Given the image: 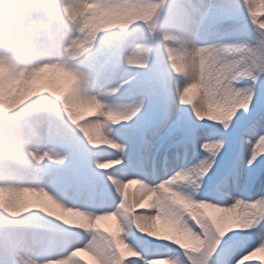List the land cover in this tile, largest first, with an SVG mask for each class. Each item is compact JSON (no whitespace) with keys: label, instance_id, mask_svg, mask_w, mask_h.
I'll return each mask as SVG.
<instances>
[{"label":"rangeland","instance_id":"374dc122","mask_svg":"<svg viewBox=\"0 0 264 264\" xmlns=\"http://www.w3.org/2000/svg\"><path fill=\"white\" fill-rule=\"evenodd\" d=\"M263 178L264 0H0V264H264Z\"/></svg>","mask_w":264,"mask_h":264},{"label":"bare ground","instance_id":"6f19581e","mask_svg":"<svg viewBox=\"0 0 264 264\" xmlns=\"http://www.w3.org/2000/svg\"><path fill=\"white\" fill-rule=\"evenodd\" d=\"M84 3H81V5H84ZM210 5L207 6V8L203 9L201 11L200 14V18H198L197 20V26H199V29H202L203 27L206 28L207 26H209V24L211 23V21L213 20L214 17L219 16L218 12L216 13H209L208 10L210 9ZM218 11V10H215ZM204 35H202L201 37L203 38ZM201 37H195L197 39L191 40L190 43L187 46V54H188V58H189V63L191 66V75L189 77L190 81H197L200 78V75L202 74V63H201V53L203 52V49L205 47V44H201L199 42V40H201ZM205 37V36H204ZM220 37L215 38L214 40H211L212 42H216L217 40H219ZM102 93V91L100 92ZM91 107L93 109V115L88 116V123L89 126L91 127V129L99 134L102 138H110L108 135L105 134V126L103 125V123L98 122L99 119L102 118V116H105V114H109V115H114L116 112L112 111V112H108V110H100L98 109V103L96 104L95 101L91 102ZM149 143V142H147ZM117 150V148H116ZM9 156V155H8ZM9 158H11L10 160L14 163H20L23 160H27V155L25 153L22 152V150H20L19 148H17V150H14L13 155L9 156ZM188 163H183L179 166H176L174 169L171 170V172L169 173V175L167 177H165L164 179L160 180L157 182V187H159L160 189L165 188L166 186V182L170 181V182H177L179 180L186 179L189 176V169L187 168ZM19 187H17V191L14 190L13 188L15 186H11V188L9 189V195H10V200L6 202V211L10 212V213H15L18 211H21L23 209L26 208V203L29 199V195L26 193V191L24 189H22L20 187L21 183H18ZM258 191L261 190L262 188H264V178L263 181L261 183V185H259L258 187ZM257 191V192H258ZM212 201H216L219 200L220 202L226 203V202H230V199H226L223 198L221 195L215 194V195H211L208 196ZM258 196L254 197V201L257 202L258 201ZM122 200L124 199V197H120ZM31 202V201H30ZM212 211L214 213H220V209L218 208V206L216 205H210ZM35 208L36 210L40 211L44 216H48L51 215L52 213H54V209H56V201L54 199V197L52 195L46 194L45 192H42L41 195H39L38 200L36 201L35 204ZM218 208V209H217ZM150 211H153L150 208ZM154 212V211H153ZM223 214L228 213L229 217H234V211L232 210V208H226L223 209V211H221ZM72 219H74V221L76 222L78 219L75 217H72ZM77 219V220H76ZM78 224V223H77ZM36 244V243H34ZM26 255H21L20 258L24 261Z\"/></svg>","mask_w":264,"mask_h":264},{"label":"water","instance_id":"95a60500","mask_svg":"<svg viewBox=\"0 0 264 264\" xmlns=\"http://www.w3.org/2000/svg\"><path fill=\"white\" fill-rule=\"evenodd\" d=\"M169 173L167 172V175H168Z\"/></svg>","mask_w":264,"mask_h":264}]
</instances>
